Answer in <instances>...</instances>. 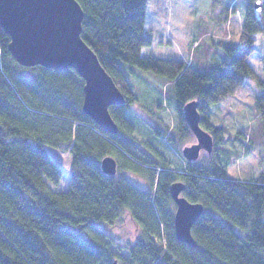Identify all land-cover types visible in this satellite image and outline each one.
<instances>
[{"label":"trees","instance_id":"16d2710c","mask_svg":"<svg viewBox=\"0 0 264 264\" xmlns=\"http://www.w3.org/2000/svg\"><path fill=\"white\" fill-rule=\"evenodd\" d=\"M77 1L84 11L82 38L126 96L124 104L110 107L119 132L104 130L84 112L85 80L76 69L21 65L0 26V264H114L119 259L111 231L125 223L140 233L128 247L126 264H264V175L232 178L228 162L217 155L172 168L137 142L128 116L131 104L140 101L129 71H150L166 80L169 89L162 96L179 111L172 146L192 135L181 109L194 99L201 102L202 127L223 141V127L211 124L205 112L252 80L264 89L250 62L256 34L264 33L263 1L260 11L257 0L247 5L239 41L226 39L233 36L223 24L225 38L209 47L222 60L207 69L142 54L153 40L146 29L149 0ZM255 110L260 119L251 139L258 130L257 147L264 143V94H257ZM49 146L69 154L67 190L51 187L64 170ZM109 155L118 170L146 177L150 189L104 172L101 162ZM175 181L185 183L190 201L205 207L192 226L196 246L175 234Z\"/></svg>","mask_w":264,"mask_h":264},{"label":"rangeland","instance_id":"374dc122","mask_svg":"<svg viewBox=\"0 0 264 264\" xmlns=\"http://www.w3.org/2000/svg\"><path fill=\"white\" fill-rule=\"evenodd\" d=\"M254 1L149 0L146 29L153 40L150 46L143 48L142 54L178 58L201 69H207L209 66L207 64L213 65L222 60V54L218 51L211 54L209 47L213 41L216 42L223 36L225 38L223 24L227 22L226 27L233 36L229 39V34L226 39L232 42L239 41L243 14L247 5L251 3L253 6ZM262 1L264 7V0ZM231 9L233 10L230 11ZM260 17H263L262 11ZM255 46L256 55L250 57V62L259 77L264 79V33L256 34ZM129 75L131 86L140 99L128 108L129 121L134 125L133 136L148 149L153 158L165 162L172 168L180 169L186 163L182 149L187 145L195 144L197 138L192 134L176 147L170 144L169 136L175 134L179 111L174 101L165 100L162 96L166 95L169 85L162 76L150 71L132 69ZM257 84L259 83L255 80L245 83L237 88L234 94L206 110L210 123L223 127L224 140L214 141L213 153L203 152L198 162L217 155L222 161L228 162V172L232 178L248 180L264 175V143L257 144V147L255 143L258 130L254 141L251 139L252 128L258 129L256 127L260 119L255 110V99L257 94H264L262 86L259 88ZM249 144L252 148H248ZM48 150L64 170V177L60 183L51 184V187L54 190H67L70 175L69 154L51 146ZM117 175H125L141 189H150L149 180L139 173L118 170ZM173 209L175 210V206ZM111 236L114 237L112 248L118 256L119 264H126L125 259L129 257L128 247L137 241L140 233L138 234L133 223H125L119 228H114Z\"/></svg>","mask_w":264,"mask_h":264},{"label":"water","instance_id":"95a60500","mask_svg":"<svg viewBox=\"0 0 264 264\" xmlns=\"http://www.w3.org/2000/svg\"><path fill=\"white\" fill-rule=\"evenodd\" d=\"M255 7L258 11L262 9L260 0ZM83 18L84 11L77 0H0V26L11 37L9 48L14 58L26 67L76 69L85 80L84 112L104 130L115 134L119 126L110 107L124 104L126 96L82 38ZM200 104V100L194 99L183 106L184 117L198 138L197 143L182 150L189 161L196 160L202 148L211 153L214 146L213 135L201 126ZM101 166L107 174L117 173L118 162L114 156L104 157ZM185 187L182 181L170 185L176 204L175 234L179 241L196 246L192 226L205 207L182 195Z\"/></svg>","mask_w":264,"mask_h":264},{"label":"flooded vegetation","instance_id":"af4514ba","mask_svg":"<svg viewBox=\"0 0 264 264\" xmlns=\"http://www.w3.org/2000/svg\"><path fill=\"white\" fill-rule=\"evenodd\" d=\"M182 113H183V107H182ZM199 110H200V106H199ZM201 112V111H200ZM179 113V112H178ZM183 116H184V114H183ZM185 118V117H184ZM186 120V119H185ZM187 122V121H186ZM201 126H202V118H201ZM188 124V123H187ZM189 126V125H188ZM153 128L157 131V128H155V126H153ZM190 128V127H189ZM191 129V128H190ZM192 131V130H191ZM158 132V131H157ZM192 134H193V136H195L196 138H197V136L193 133V131H192ZM197 142H198V138H197ZM196 142V143H197ZM194 144V143H193ZM183 150V149H182ZM203 152H207L208 153V151L207 150H205L204 148H202L201 149V152H200V155H199V157L196 159V160H193V161H197L199 158H200V156H201V154L203 153ZM211 154V153H210ZM186 159V158H185ZM187 160V159H186ZM187 161H189V160H187ZM193 161H190V162H193ZM118 162V161H117ZM117 172H118V170H117ZM117 174V173H116ZM157 181V180H156ZM183 182V181H182ZM186 188V187H185ZM184 191H185V189L183 190V192L181 193L182 195H184L185 196V194H184ZM174 201V200H173ZM174 203H175V201H174ZM175 210H176V204H175ZM175 214V213H174Z\"/></svg>","mask_w":264,"mask_h":264}]
</instances>
